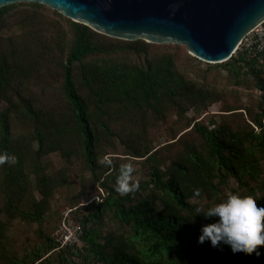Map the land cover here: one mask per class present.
Returning a JSON list of instances; mask_svg holds the SVG:
<instances>
[{
	"label": "trees",
	"instance_id": "trees-1",
	"mask_svg": "<svg viewBox=\"0 0 264 264\" xmlns=\"http://www.w3.org/2000/svg\"><path fill=\"white\" fill-rule=\"evenodd\" d=\"M19 5L0 9V154L17 157L15 165L0 166V264H264V248L257 258L198 243L212 221L196 213L223 202L225 188L264 206V63L237 52L210 65L184 47L152 50L155 45L107 37L57 12L66 23L51 32L41 23H15L21 33H6L12 26L6 16ZM54 66L49 91L43 82ZM210 71L225 79L221 87L206 83ZM236 88L250 90L257 106L244 104ZM217 103L220 121L198 120ZM172 116L182 127L154 148L150 129ZM115 138L125 157L148 166L138 190L125 196L115 189L126 163L103 151ZM53 153L77 160L88 173L79 191L68 194L83 232L78 247L57 250L58 194L70 183L68 169L48 172L45 158ZM104 157L110 165L100 162ZM17 220L36 226L31 237L10 236Z\"/></svg>",
	"mask_w": 264,
	"mask_h": 264
},
{
	"label": "water",
	"instance_id": "water-1",
	"mask_svg": "<svg viewBox=\"0 0 264 264\" xmlns=\"http://www.w3.org/2000/svg\"><path fill=\"white\" fill-rule=\"evenodd\" d=\"M37 3L121 41L174 44L206 64L229 61L264 22V0H0Z\"/></svg>",
	"mask_w": 264,
	"mask_h": 264
},
{
	"label": "rangeland",
	"instance_id": "rangeland-1",
	"mask_svg": "<svg viewBox=\"0 0 264 264\" xmlns=\"http://www.w3.org/2000/svg\"><path fill=\"white\" fill-rule=\"evenodd\" d=\"M25 3L27 2L19 3V4H24V6L19 5L18 9L11 11L6 16V23L12 24V26H10L9 31L5 30L7 31L6 33H9V34L11 33L20 34L21 33V29L19 27H16L15 23H37V24L41 23L45 25L47 29H49V32L53 31L55 27H58L59 23H66L65 21L62 20V18L55 15L54 12H57V11L50 9L47 6L45 7L49 8L51 11L47 9L35 10L30 6H27V4L29 3L27 4ZM152 45H155L152 48V50H159L160 52L164 51V49L160 48L163 45H159V44H152ZM164 45H174V44H164ZM176 46L184 47L181 45H176ZM184 48L186 49V51H188L186 47ZM170 51L174 52L176 50L171 49ZM203 68H206V65H204ZM55 69L56 67L54 66V71H50L49 73L53 75L48 74L49 76L46 77V80H44L43 82V84L45 83L46 85H51V87H49L48 89L49 91L52 90V86L55 85V82H56L55 76H57V74H56ZM193 77H194V74H193ZM224 82H225V79L220 76H217V74L214 71L209 72V75L206 81L207 84L220 85L221 87V85H223ZM37 84L42 85V83L40 82ZM39 85H34V88L40 89ZM227 89L230 91L233 89V86H228ZM236 89L239 91L240 98L244 104L249 106L251 102L252 105L257 106L256 99L254 97L251 99V97L249 96L250 95L249 93H251L250 90L242 89V88H236ZM256 93L257 92H255L254 95H256ZM222 110H223V104L217 103L213 105L211 108H209L208 110H206L204 113H201V115L197 118H199L198 120L201 121L205 125L209 123L211 118L213 120L220 121L221 120L220 117L223 114ZM187 117L194 118L195 117L194 112H189L187 114ZM175 125L182 127V124L180 121H178V118L176 116H172L168 118L166 123H162V124L159 123L158 125H155L150 129L149 133H150V137L153 139L152 145L154 148L163 147L168 144L169 130L173 128ZM34 147H37V146L34 145ZM103 151L106 153H109V157H118L121 160H124L126 164L132 165L134 168V173H135V175L133 176L134 182L139 183L140 181L145 180V176L148 171L147 164L142 159H134L132 157L131 158L125 157L124 154L126 152V149L122 145L120 140L115 138L114 140H112L110 145L104 147ZM169 155L170 153L164 154L165 157ZM45 160H48L51 163L49 171H48L49 173H53L58 170L68 169L67 175L69 178L70 186L63 188L61 193L58 194V204L60 207L59 208V214H60L61 211L64 210L65 208H71L70 203H69L68 194L72 195L79 191L80 177L81 175L88 176V173L83 172L82 167L77 163V160L74 159L73 162H68L59 153H53L49 155L48 157H46ZM230 188L236 189L237 184L232 182L230 184ZM34 194L38 200L41 199L37 191H34ZM223 194L230 195V192L227 188H225V192ZM95 198L96 197H93V195L88 198H85L83 200V203L80 206H86ZM192 202L193 203L202 202V204H206V200H201L198 202L194 200ZM77 206L79 207V205ZM61 217L62 216L60 214V221H61ZM106 224L108 225V222H106ZM35 230H36L35 225L27 226L23 224L22 222H20L19 220H17L14 222L13 226L11 227L10 236L14 238L16 241H19V240H23L27 238L28 236L31 237L33 234V231Z\"/></svg>",
	"mask_w": 264,
	"mask_h": 264
},
{
	"label": "clouds",
	"instance_id": "clouds-1",
	"mask_svg": "<svg viewBox=\"0 0 264 264\" xmlns=\"http://www.w3.org/2000/svg\"><path fill=\"white\" fill-rule=\"evenodd\" d=\"M100 162L111 164L107 157ZM16 163L15 155L0 154V166H12ZM133 172L132 165L121 166L115 189L121 196L138 190L139 184L134 182ZM196 194L199 195V192ZM196 213L212 221L201 228L198 243L207 241L213 248L228 246L237 256H261L259 249L264 248V206H258L257 199L233 193L215 206L196 208Z\"/></svg>",
	"mask_w": 264,
	"mask_h": 264
},
{
	"label": "built area",
	"instance_id": "built-area-1",
	"mask_svg": "<svg viewBox=\"0 0 264 264\" xmlns=\"http://www.w3.org/2000/svg\"><path fill=\"white\" fill-rule=\"evenodd\" d=\"M237 52L246 53L259 63H264V22L259 24L243 39ZM82 234V227L73 219L72 210L65 208L62 211V222L54 234L58 243L57 250L80 246Z\"/></svg>",
	"mask_w": 264,
	"mask_h": 264
}]
</instances>
